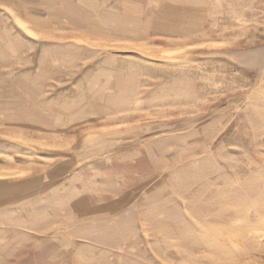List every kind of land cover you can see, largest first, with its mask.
<instances>
[{
    "label": "rangeland",
    "instance_id": "rangeland-1",
    "mask_svg": "<svg viewBox=\"0 0 264 264\" xmlns=\"http://www.w3.org/2000/svg\"><path fill=\"white\" fill-rule=\"evenodd\" d=\"M182 2L0 0V264H264V0Z\"/></svg>",
    "mask_w": 264,
    "mask_h": 264
},
{
    "label": "crops",
    "instance_id": "crops-1",
    "mask_svg": "<svg viewBox=\"0 0 264 264\" xmlns=\"http://www.w3.org/2000/svg\"><path fill=\"white\" fill-rule=\"evenodd\" d=\"M183 0H160V8H156L155 10H153V8H149L148 10H143L144 12L146 11L147 13L155 11V12H159L160 14H162V18L160 19L161 22V30L164 29L163 34H156V36L158 37H162L163 40L166 41V45L164 43H162V40H157L155 42H153V44H155L157 47H160L164 50L169 49V47H163V46H169L171 45L173 40H181L182 38H178L179 36H177V32H175V34L173 32H171V29H173V27L171 26V22L172 21H180L179 20V15L177 14H183V13H192V14H198L200 12V8H193V7H187V5H184V3L182 2ZM210 11H212L210 9ZM165 14H176L175 17L170 16V18L166 17L167 19V23L166 24L164 21L165 18ZM169 20H171V22H169ZM164 23V24H163ZM177 29V28H176ZM160 30V29H159ZM173 36V37H172ZM119 53V52H118ZM118 77H120V73L117 74ZM119 80V79H118ZM103 81H101L102 84ZM119 86V85H118Z\"/></svg>",
    "mask_w": 264,
    "mask_h": 264
}]
</instances>
